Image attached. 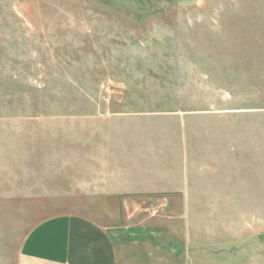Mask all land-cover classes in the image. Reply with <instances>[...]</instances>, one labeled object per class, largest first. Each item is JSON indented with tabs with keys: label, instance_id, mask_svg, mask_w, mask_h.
I'll return each mask as SVG.
<instances>
[{
	"label": "rangeland",
	"instance_id": "374dc122",
	"mask_svg": "<svg viewBox=\"0 0 264 264\" xmlns=\"http://www.w3.org/2000/svg\"><path fill=\"white\" fill-rule=\"evenodd\" d=\"M90 121L173 164L188 148L195 165L167 193L127 201L138 224L198 212L213 225L174 264H264V154L245 152L248 138L264 147V0H0V264L52 216L123 224V199L67 198L100 175Z\"/></svg>",
	"mask_w": 264,
	"mask_h": 264
},
{
	"label": "crops",
	"instance_id": "0c3cea01",
	"mask_svg": "<svg viewBox=\"0 0 264 264\" xmlns=\"http://www.w3.org/2000/svg\"><path fill=\"white\" fill-rule=\"evenodd\" d=\"M102 123L106 122H97L94 126L90 121L85 126V132L98 130L102 133L99 139H92L90 133L85 143L87 150L93 141L100 142V175L77 187L81 191L85 188L83 195L75 183L71 185L73 190L68 192L67 198L75 202V198L84 196L91 203L98 200L102 204L123 199V207L127 209L123 224L106 220L104 215L100 216L106 222L81 214L49 217L27 233L16 264H174V258L189 248L190 236L204 237L213 232V225L206 228L204 214L198 212L192 217L188 213H166L160 215L161 218L138 224L139 218H134L136 213H130L127 208L129 198L157 193L162 196L171 188L172 171L175 169L182 177L181 172H189L195 161L191 160L188 148L181 149L178 164H173V155L167 149L158 153L146 144L141 151L140 135L137 136L133 129L125 131L124 125H114V121ZM252 142L253 139L248 138L245 152L251 156L263 155V144ZM193 155L198 156L197 153ZM179 185L177 192L181 202H193L188 182L180 179Z\"/></svg>",
	"mask_w": 264,
	"mask_h": 264
}]
</instances>
